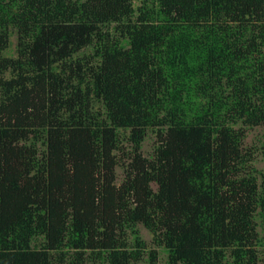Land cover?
<instances>
[{"label": "trees", "instance_id": "obj_1", "mask_svg": "<svg viewBox=\"0 0 264 264\" xmlns=\"http://www.w3.org/2000/svg\"><path fill=\"white\" fill-rule=\"evenodd\" d=\"M259 127L264 0H0V264H264Z\"/></svg>", "mask_w": 264, "mask_h": 264}, {"label": "rangeland", "instance_id": "obj_2", "mask_svg": "<svg viewBox=\"0 0 264 264\" xmlns=\"http://www.w3.org/2000/svg\"><path fill=\"white\" fill-rule=\"evenodd\" d=\"M16 42H17L16 37H13L12 45L10 48V52H12L13 54L15 53L14 51H15ZM154 141H155L154 138L150 136L144 143L143 151H144L145 156H150L152 154L153 148H154ZM263 141H264V127L254 128L249 131L248 137L245 142V146L257 152L256 148L260 147ZM256 159H257V162L255 165L257 166V168L259 170H264V159L262 158V155L256 154ZM116 172H117L119 181H121V179L123 178L122 169L118 168ZM140 231H141L142 237L147 242V244H150L152 240L151 234L144 227H140ZM142 264H145V263H142ZM159 264H167L166 257L164 256V254L161 255Z\"/></svg>", "mask_w": 264, "mask_h": 264}]
</instances>
